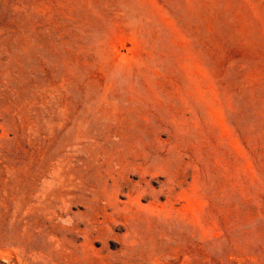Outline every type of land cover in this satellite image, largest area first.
Listing matches in <instances>:
<instances>
[{
    "label": "rangeland",
    "instance_id": "obj_1",
    "mask_svg": "<svg viewBox=\"0 0 264 264\" xmlns=\"http://www.w3.org/2000/svg\"><path fill=\"white\" fill-rule=\"evenodd\" d=\"M0 264H264V0H0Z\"/></svg>",
    "mask_w": 264,
    "mask_h": 264
},
{
    "label": "bare ground",
    "instance_id": "obj_2",
    "mask_svg": "<svg viewBox=\"0 0 264 264\" xmlns=\"http://www.w3.org/2000/svg\"><path fill=\"white\" fill-rule=\"evenodd\" d=\"M132 167H133V166H132ZM141 167H143V166H141ZM141 171H142V170H141ZM141 171H140V172H141ZM138 172H139V171H138ZM142 172H143V171H142ZM51 175H53L52 172H51ZM59 176L61 177V175H59ZM60 177H59V178H60ZM50 178H51V177H50ZM59 178H58V179H59ZM143 178H144V177H143ZM59 181H60V179H59Z\"/></svg>",
    "mask_w": 264,
    "mask_h": 264
}]
</instances>
